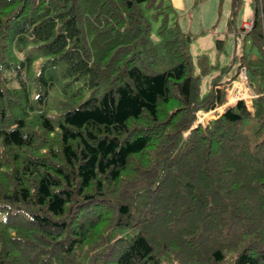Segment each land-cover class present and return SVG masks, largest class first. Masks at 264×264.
<instances>
[{"label":"trees","instance_id":"16d2710c","mask_svg":"<svg viewBox=\"0 0 264 264\" xmlns=\"http://www.w3.org/2000/svg\"><path fill=\"white\" fill-rule=\"evenodd\" d=\"M155 3L0 0V264H264V89L191 128L224 94L176 26L156 67Z\"/></svg>","mask_w":264,"mask_h":264},{"label":"rangeland","instance_id":"374dc122","mask_svg":"<svg viewBox=\"0 0 264 264\" xmlns=\"http://www.w3.org/2000/svg\"><path fill=\"white\" fill-rule=\"evenodd\" d=\"M251 2L252 0H182L181 7L173 5L172 0H156L153 7L141 4L142 13L150 28L148 37L159 50L156 67L171 64V58L161 41L163 33H167L165 30L168 27L173 30L176 26L183 33L180 39L184 37L192 73L198 77V98L208 96L215 81L219 84L214 89L219 88L224 94L222 103L195 111L191 128L199 124L205 126L238 100H242L247 111L252 113L256 102L254 99L259 96V90L264 89V68L251 61L261 57L259 47L250 37L245 38V33L251 26ZM218 39L224 41L222 52L217 49ZM241 63L249 66V70L245 66L241 68ZM256 121L252 119L249 122L247 132ZM189 131L190 128L183 131V135H187ZM121 231L122 229H116L112 236ZM171 264L180 263L173 260Z\"/></svg>","mask_w":264,"mask_h":264},{"label":"crops","instance_id":"0c3cea01","mask_svg":"<svg viewBox=\"0 0 264 264\" xmlns=\"http://www.w3.org/2000/svg\"><path fill=\"white\" fill-rule=\"evenodd\" d=\"M173 5L176 7H181L182 6V0H172Z\"/></svg>","mask_w":264,"mask_h":264},{"label":"built area","instance_id":"2783aa9c","mask_svg":"<svg viewBox=\"0 0 264 264\" xmlns=\"http://www.w3.org/2000/svg\"><path fill=\"white\" fill-rule=\"evenodd\" d=\"M242 70H244V69H242ZM244 72H245V70H244ZM245 74H246V72H245Z\"/></svg>","mask_w":264,"mask_h":264}]
</instances>
